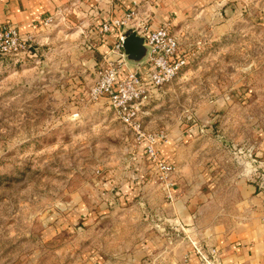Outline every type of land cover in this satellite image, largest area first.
<instances>
[{"label": "rangeland", "instance_id": "rangeland-1", "mask_svg": "<svg viewBox=\"0 0 264 264\" xmlns=\"http://www.w3.org/2000/svg\"><path fill=\"white\" fill-rule=\"evenodd\" d=\"M135 7L132 23L156 28ZM163 24L187 57L144 118L147 132L166 134L157 149L173 167L167 174L106 98L88 100L94 75L81 76L77 91L69 88L83 85L77 75L0 56V264H87L145 226L178 243L181 224L146 201L152 186L167 196L183 172L166 154L184 160L187 172L220 169L264 196V0H203ZM115 212L135 216L134 237L129 217Z\"/></svg>", "mask_w": 264, "mask_h": 264}, {"label": "crops", "instance_id": "crops-1", "mask_svg": "<svg viewBox=\"0 0 264 264\" xmlns=\"http://www.w3.org/2000/svg\"><path fill=\"white\" fill-rule=\"evenodd\" d=\"M202 1L0 0V26L13 24L22 38H32L29 53L21 58L23 62L34 60V67L48 64L56 74L77 75L83 85L72 83L69 88L80 91L85 85L81 76L86 80L96 76V64L117 39L114 29L106 34L100 31L111 15L122 18L138 4L145 19L157 27L165 20L190 16ZM48 18L52 21L45 24ZM124 30L127 35L131 32L128 27ZM165 159L176 162L183 172L167 196L154 195L159 186H150L152 194L146 201L151 212L181 224L180 241L170 244L165 233L159 235L148 226L135 238L137 227L131 224L135 216L115 212L124 220L129 217L126 229L134 238L131 242L119 240L109 248L115 251L113 255H92L87 264H199L192 241L215 247L223 264H264V196L246 180L220 169L205 176L201 164L194 172H187L184 160L167 154Z\"/></svg>", "mask_w": 264, "mask_h": 264}, {"label": "built area", "instance_id": "built-area-1", "mask_svg": "<svg viewBox=\"0 0 264 264\" xmlns=\"http://www.w3.org/2000/svg\"><path fill=\"white\" fill-rule=\"evenodd\" d=\"M136 16L135 9H131L122 18L111 15L101 24V34L114 29L118 36L96 64L95 81L87 91V98L90 101L106 98L121 122L143 142L145 153L157 161L163 174H167L173 167L158 159L157 149L158 142L164 140L166 134L147 132L144 118L149 114L148 105L154 93L163 91L165 86L180 74L187 64V57L180 54L179 40L169 25L163 24L153 28L146 20L133 24ZM51 21L52 19L48 18L44 23L48 24ZM125 27L143 36L144 43L149 48L146 60L133 68L127 61L123 49V42L127 36ZM31 40L30 36L22 38L15 25H1L0 56L22 58L29 53ZM192 243L200 259L212 264H223L215 247L207 249L197 241Z\"/></svg>", "mask_w": 264, "mask_h": 264}, {"label": "water", "instance_id": "water-1", "mask_svg": "<svg viewBox=\"0 0 264 264\" xmlns=\"http://www.w3.org/2000/svg\"><path fill=\"white\" fill-rule=\"evenodd\" d=\"M145 38L137 34L136 31L130 32L124 39L123 49L127 61L134 65H141L148 57L149 48L144 43Z\"/></svg>", "mask_w": 264, "mask_h": 264}]
</instances>
